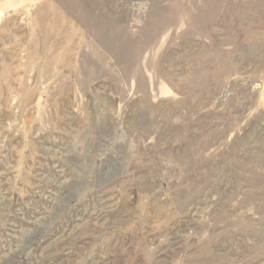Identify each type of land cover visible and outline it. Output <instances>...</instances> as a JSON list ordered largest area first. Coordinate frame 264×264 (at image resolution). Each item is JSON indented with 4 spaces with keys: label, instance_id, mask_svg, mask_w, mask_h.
Masks as SVG:
<instances>
[{
    "label": "rangeland",
    "instance_id": "374dc122",
    "mask_svg": "<svg viewBox=\"0 0 264 264\" xmlns=\"http://www.w3.org/2000/svg\"><path fill=\"white\" fill-rule=\"evenodd\" d=\"M0 264H264V0H0Z\"/></svg>",
    "mask_w": 264,
    "mask_h": 264
}]
</instances>
